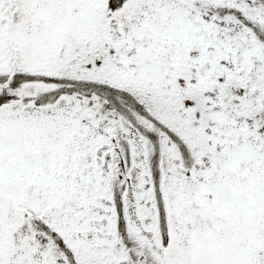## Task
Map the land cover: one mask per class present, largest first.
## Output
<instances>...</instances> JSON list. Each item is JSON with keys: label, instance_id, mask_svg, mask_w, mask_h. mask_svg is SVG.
I'll use <instances>...</instances> for the list:
<instances>
[{"label": "snow or ice", "instance_id": "snow-or-ice-1", "mask_svg": "<svg viewBox=\"0 0 264 264\" xmlns=\"http://www.w3.org/2000/svg\"><path fill=\"white\" fill-rule=\"evenodd\" d=\"M0 264H264V0H0Z\"/></svg>", "mask_w": 264, "mask_h": 264}]
</instances>
